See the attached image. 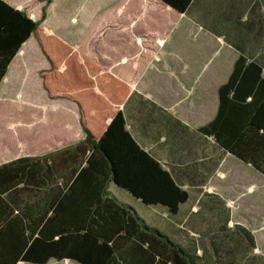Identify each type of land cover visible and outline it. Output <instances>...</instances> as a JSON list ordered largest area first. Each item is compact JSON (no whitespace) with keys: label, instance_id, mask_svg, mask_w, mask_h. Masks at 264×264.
Masks as SVG:
<instances>
[{"label":"trees","instance_id":"trees-1","mask_svg":"<svg viewBox=\"0 0 264 264\" xmlns=\"http://www.w3.org/2000/svg\"><path fill=\"white\" fill-rule=\"evenodd\" d=\"M162 1L178 11L191 2ZM46 15L44 9L42 19L34 20L26 10L0 0V83L22 45L35 35L51 62L50 69L41 72L44 87L51 98L76 102L82 115L86 137L68 161L78 162L89 152L88 164L70 185L48 177L56 167L51 154L0 165V264H46L51 258L79 264H218L220 255L232 254L236 246L217 235L209 254L186 245L113 195L110 185L115 183L144 205L163 207L171 216L190 199L189 190L127 128L120 107L129 86L92 60L79 63L72 46L60 38L45 36L41 23ZM63 63L65 69L59 72ZM219 100L217 117L201 130L264 173V56L252 59L241 53L219 87ZM87 174L92 181L100 178L90 183ZM83 178L88 184L79 187ZM243 232L255 247L253 233Z\"/></svg>","mask_w":264,"mask_h":264},{"label":"crops","instance_id":"crops-1","mask_svg":"<svg viewBox=\"0 0 264 264\" xmlns=\"http://www.w3.org/2000/svg\"><path fill=\"white\" fill-rule=\"evenodd\" d=\"M5 1L21 10L27 9L34 20H41L45 9L47 17L41 26L49 36L64 40L58 35L60 30L70 37L78 34L70 28L75 17L73 11L67 9L72 8L69 0H51L49 3L45 0ZM134 29L136 48L130 56L134 61L128 66L127 62L131 58L125 57L109 63V73L117 74L130 89L129 96L120 108L127 128L138 143L190 192V199L180 206L177 215L171 216L165 208L155 206L160 208V212L156 213L157 221L153 216L146 218L161 230L181 237L180 240L186 245L199 246L209 254L213 235L220 236L225 242L232 235L230 226L235 223L231 217V199L218 190V183L227 180L228 175H241L247 183L245 190L243 188L241 193L233 196L236 200L245 192H251L256 181H264V173L221 148L213 136L201 130L202 126L217 117L220 106L219 87L229 79L238 56L241 53L252 59L264 56V0H191L185 11H178L162 0H134ZM39 48L36 36L31 35L10 63L0 83V109H3L0 114L6 115L4 109L12 108V105L18 109V104L23 113V108L29 103L36 112L48 106L54 107L55 111L53 113L51 109L50 114L45 116H40V113L34 115L33 125L49 117L51 120H47V124L56 120L63 122L68 119L64 117L66 114H75V109L79 111L75 102L50 97L49 104L43 103L47 99L38 90L27 100L21 98L26 83L31 79L35 78L36 87L37 84L43 87L40 74L49 67L46 60L42 59V50ZM29 57L31 59L28 63ZM78 58L80 62H86L82 54ZM32 61L33 72L27 68ZM105 62L100 64L104 65ZM62 65L61 71L65 69V63ZM95 89L99 91L97 87ZM16 93L20 98L18 101L5 98L14 97ZM53 114L56 119H52ZM67 121L63 122L61 128L55 129L54 134L58 136L51 137L53 142L50 145L42 141L39 143L36 137L31 136L34 149L38 150L34 154L25 153L27 147L20 142L17 152L11 158V144H4L2 137L0 165L23 156L41 157L51 154L56 167L52 168L48 177L58 178L70 185L88 164L89 152L81 156L78 162L68 161L86 134L78 141L61 142L65 137L73 135V129ZM78 122L81 123L80 120ZM19 125L24 126L21 122ZM5 139L8 144V138ZM9 141L12 142V139ZM44 147L45 151L40 152ZM88 175L90 183L100 178L92 181ZM80 183L87 181L81 179L79 187ZM110 191L119 201L133 207L134 200L142 203L115 183L110 185ZM36 204L35 209L38 206ZM252 228L250 231L255 234L256 228ZM239 234L242 236L241 232ZM17 264L32 263L19 261ZM46 264L77 262L51 258Z\"/></svg>","mask_w":264,"mask_h":264},{"label":"rangeland","instance_id":"rangeland-1","mask_svg":"<svg viewBox=\"0 0 264 264\" xmlns=\"http://www.w3.org/2000/svg\"><path fill=\"white\" fill-rule=\"evenodd\" d=\"M69 1L71 2L72 8L67 9L73 11L75 17L74 23L70 25V28L72 27L73 31L75 30V33L78 34L74 36L72 35L70 37L65 32H62V30H60L58 32V35L62 36V38L64 39L63 41L71 44L74 47L75 51L78 54L74 52V50L73 52L77 54V57L79 54H82L86 58V61L87 58L95 61V63H97L104 70V72H110L109 63H114L117 59H123L125 57L131 58V60L127 62V65L130 64L132 60L134 61V59L130 57L131 55H133L136 48L134 47V43H136V40L134 39V0ZM42 29L43 34L49 37V35L45 33L44 28ZM79 32L81 33L79 34ZM36 39L38 41V45L40 46V42L37 37ZM40 55L44 61L46 60V62L48 63L47 67H49L48 69H50L51 62L49 57L43 51L42 53L40 52ZM30 59L31 58L29 57L28 63L30 62ZM77 59L79 60V58ZM104 61H106L104 65H101L100 62ZM79 63L82 62L79 61ZM33 66V61L28 64L27 68H29V71L33 72ZM62 67L63 65H61L59 72L61 71ZM113 74L118 79H120L117 74ZM40 78L42 79L43 87H39L38 84L36 87L35 78L31 79L25 85L23 94L21 96L22 99L25 98L27 100L31 96H34L35 90H38L39 92L42 91V95L47 99V102L43 103L49 104V101L51 99L48 89L44 87L42 76ZM5 98L9 101H18V99H20L18 98L17 93L14 97L10 96L8 98L7 96ZM18 106L20 107V104H18ZM19 107H16L18 109H15L12 105V108L8 107L4 109L6 115H1L2 113L0 114V127L2 125V128L0 130V141L3 137L4 144L8 146H10L11 144V148L13 149V152H9L11 158L14 157L15 153L17 152L16 150L18 149L17 147L20 146V142L23 143V146L27 147L25 153L34 154L35 152H38L37 149H34L35 145L33 144L34 141H31V136L33 138L36 137L39 143L46 142L48 145H50L51 142H53L51 137L58 136L54 134L55 129L61 128L62 125H64L63 122L67 120L68 121L66 123H69L68 125H70V128L73 129V135H69L70 137H65L64 141L61 142H73L75 140L78 141L85 133L82 132V124L78 122L82 119V115L80 114V111H78V109H75V114H66L64 117H68V119L64 120L63 122H57L56 120V122L52 121V123L47 124V120H51V118L49 117L42 122H38L37 125H33L32 119L34 115L38 113H40V116H45L46 114L49 115V110L51 111L52 109L51 112H55L53 111L54 107L51 108V106H48V108L41 109L40 112H36L35 109H33L28 103L26 104V108H23V113L19 109ZM1 111H3V109H0V112ZM57 115H59V113ZM47 117L48 116H46V118ZM52 119H56L54 114ZM18 121L19 123L21 122L24 126L19 125V123H17ZM75 121H77L76 125ZM67 132L68 129L66 133ZM6 137L8 138V144L7 140L5 139ZM11 139L12 142L9 141ZM44 151L45 147L40 152ZM238 175H228L227 180L223 182L220 181L218 183V190L221 191L224 195H228V199H231L229 202L231 206V217L235 221V223L233 222V225L230 226L232 239L229 237L227 239V244L236 246V249L232 254L220 255V262L218 264H264V181L263 179L256 181L254 184V189L253 187H251V192H245L240 199L237 198L235 200V197L233 196H236L237 193H241L243 188L245 190V183H247L241 175H239L240 177ZM231 202H233L234 204H231ZM133 203L134 207L145 218L153 216L155 219L156 213L160 212L159 207H147L136 200H134ZM252 227L256 228L254 231L255 234L253 233L256 242L255 247H252V245L247 242L245 234L243 232L250 231L251 229H253ZM239 232H241L242 236L239 234Z\"/></svg>","mask_w":264,"mask_h":264},{"label":"bare ground","instance_id":"bare-ground-1","mask_svg":"<svg viewBox=\"0 0 264 264\" xmlns=\"http://www.w3.org/2000/svg\"><path fill=\"white\" fill-rule=\"evenodd\" d=\"M232 204V203H231Z\"/></svg>","mask_w":264,"mask_h":264}]
</instances>
